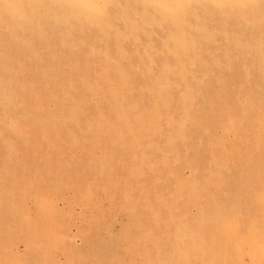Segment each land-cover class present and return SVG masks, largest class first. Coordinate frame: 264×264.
<instances>
[{
  "label": "bare ground",
  "instance_id": "obj_1",
  "mask_svg": "<svg viewBox=\"0 0 264 264\" xmlns=\"http://www.w3.org/2000/svg\"><path fill=\"white\" fill-rule=\"evenodd\" d=\"M123 1L0 0V191L16 202L26 196L23 189H31L40 213L34 215L36 219L44 221L45 226L52 223L65 228L59 216L69 204L68 192L81 187L82 177L94 179L98 194L91 191L90 201L82 204L80 212L87 227L86 237L93 219L109 218L112 207L106 202L114 204L118 212L121 205V214L140 212L133 215L137 224L145 220L148 210L161 203L174 211L180 209L173 218L180 221L183 233L190 227L183 219L194 215L191 219H203L207 224L198 233L205 232L212 241L223 236L227 252L211 254L212 264H244L245 255L252 264H264V30L260 28L264 25V0H132V4L142 7L138 14L143 15L145 25L154 28L163 20L170 24L158 58L161 75L153 73V57L144 59L138 54L142 36L133 17L128 16L123 27L115 20L117 13L124 15L128 10L131 1ZM117 5L122 6L118 9ZM113 8L115 14L109 11ZM213 16L220 31L210 26ZM234 23L238 25L236 32L230 31ZM249 25L256 32L252 42L246 34ZM93 30L100 34L99 39L92 36ZM221 33V54L213 55L210 62L198 59ZM147 46L144 44L142 49ZM175 55L188 61L191 73L196 65L204 77L216 79L223 74L226 79L222 92L211 82L203 85L205 108L185 112L179 118L168 114L169 110L166 114L159 111L160 106L168 107V101L159 106L150 105L148 100L142 102L145 95L136 92L135 81L142 75L152 76L153 83L138 85L145 86L144 91L155 98L174 71L168 58ZM249 60H253L254 68ZM186 65L180 63L176 69L183 80L186 72L189 74ZM250 81H254L252 85ZM261 89L258 108L262 109L257 112L254 90ZM182 98L179 103L187 110L189 105ZM185 115L191 116L197 129L205 131L200 136L202 140H212L203 150L195 148L193 158L170 159L168 151L188 143L183 139ZM164 130L169 132L166 148L158 142ZM152 143L162 152L156 165L149 158ZM33 156L38 157L37 167L29 160ZM10 162L15 163L9 165ZM235 164L243 165L250 174L239 171L243 176L239 178ZM57 165L65 170L68 180L52 181L61 175L54 171ZM33 172L41 176L39 181L35 177L32 184H25L24 177ZM73 173L81 175L80 183L70 180ZM199 174L208 183H200L201 179L198 182ZM162 177L167 182L157 191L151 182L160 184ZM51 189L55 190L53 194L42 193ZM116 191L122 193L115 194ZM166 195L175 196L165 201ZM120 197L126 202L119 204ZM192 206L196 213L185 209ZM71 209L72 212L66 210L73 217L76 209ZM157 211L154 215L160 221L162 216ZM122 229L109 232L111 237L103 245L114 239V252L95 253L96 264H154L166 261L171 252L183 247L180 237L167 239L168 244L163 246L155 239L144 240L135 227L126 229L127 235L119 234ZM65 236V246L53 244L72 258H83L69 264H95L86 252L76 253L74 234L66 231ZM239 243L237 248L234 244ZM97 247L102 249L101 245ZM122 250L123 259L118 257ZM12 253L19 256L17 246Z\"/></svg>",
  "mask_w": 264,
  "mask_h": 264
},
{
  "label": "rangeland",
  "instance_id": "obj_2",
  "mask_svg": "<svg viewBox=\"0 0 264 264\" xmlns=\"http://www.w3.org/2000/svg\"><path fill=\"white\" fill-rule=\"evenodd\" d=\"M120 1H123V0H120ZM129 1H131V2L129 3L128 10H127L126 14L122 15V14L117 13L116 17H118V19H115V20L117 21L118 24H121L123 27V25L126 24L125 23V21L127 20L126 18L128 16L131 18L133 17L132 20L134 19V22L138 23V26H139L137 28V32L140 33V35L142 36L139 40L140 49H139L138 54H139V56H142L144 59L147 56L153 57L155 59V61L151 64V65H153L152 66L153 73L155 75H157V74L161 75L159 68L161 67L162 64L158 60V58H160V55L162 53V50L160 48L161 47V41H162L163 37L166 36V32L169 29L170 24H169V22L163 20V22L160 25L155 26L154 28H151V27L145 25V23L142 21L143 15L139 16V14H138L141 12L142 7L140 5L132 4V0H129ZM121 6L122 5H117V8L120 9ZM109 11L112 14L116 13L114 8L110 9ZM154 12H155V14H158L157 11H154ZM249 13H251V12H249ZM213 20H214V22L211 23L210 26L212 28H216V31L217 30L220 31V25L215 24V22H217V20L215 19L214 16H213ZM260 28H262V31H263L264 25L260 26ZM237 29H238V25L235 23L232 24V26L230 27V31H232V32L233 31L236 32ZM246 30H248L246 34L248 35L249 41L252 42V39L256 35L255 34L256 32L254 30V26L249 25V27L246 28ZM92 36L95 39L100 38V34L99 33L97 34V31H95V30H93ZM129 39H128V41H130ZM150 40H152V41H150ZM223 42H224L223 34L222 33H221V35L216 34L215 42H213V44L210 45V49L207 52H205V51L203 52L204 56L201 55L199 57L198 56H196V57H198V59L199 58H205V59L207 58V60H209L208 62H210L213 55L215 57H218V55L221 54L222 48L220 47V45ZM218 43H220V44H218ZM144 44H148V46L146 47L145 50L142 49ZM146 50H147V53L145 52ZM130 51H131V47H130ZM168 61H169L170 65L172 67H174V71L169 74V78L165 83L166 84L165 89L162 90V93L160 91H159V93L157 92L158 94L156 95L155 98H154V95H152V94L149 95V92L144 91V90H146V89H144L145 86H139V85H143V84L146 85L147 82L153 83L152 82L153 78L150 79V77H152V76L142 75L139 78L135 79V81L137 83L136 92L137 93L139 92L140 94L145 95L144 98L142 99V102L143 101L146 102L148 100L149 101L148 103L150 105L154 104L155 106L156 105L159 106V105H164L163 103L164 102L166 103V101H168V105H167L168 107L160 106L162 108H159V111L162 114H166L169 110L168 114H172V115H174L175 118H179V115L181 117L185 114V112L193 113V112H196L199 110L202 111L205 108L204 107L205 99L203 98V96L201 94V87H203V85L208 84L209 82H211L212 85L214 84V87L217 88V90H220L222 92V87L225 84V80H226L223 77V74H220L216 79L212 78L213 76H210V75L209 76L206 75L204 77V75L200 74L201 71L198 70V67L196 65H194V67H193L195 72L191 73V71L188 70V69H192L191 65L181 55L170 56L168 58ZM180 63L187 64L185 66V68H187V70L189 71V74L186 72L184 80L179 78V75L176 73V69ZM249 64H251V66H253L252 68H254L253 60H249ZM209 66H210V63H209ZM210 72H211V70H210ZM256 72H259V71H256ZM148 78L150 80H148ZM257 79H258V77H257ZM254 81H250V84L252 85L253 84L252 82H254ZM138 83H139V85H138ZM186 89H188V91H187L188 93L186 92ZM262 89H264V87ZM262 89H261V92H259V91L257 92V90H254L255 101H257V112L262 109L260 107L258 108V102L261 99L260 96L262 93ZM182 96H183V98H182ZM181 98H182V100L183 99L186 100L187 105H189L190 108L188 107V109L186 110L183 107H181V105L179 103ZM136 99L139 100V102L141 103V100L139 98H136ZM200 115H202V113L197 114V116H200ZM190 120H191V116L189 115V117H188V115H185V121L186 122L184 123V127H183V137H184L183 139H186L188 141V143L185 144L184 146H181L180 149H172V150L168 151L167 155L170 159L173 158L174 156H182L184 158H193L194 155L196 154L195 148H199L200 150H203L205 148V145L212 140V138L202 140L200 138V136L201 135L204 136L205 131L202 128L197 129L196 125L194 123H191ZM155 122H156V120H155ZM155 122L151 126H154ZM163 123H164V118L161 120V125H163ZM166 129H168V128H166ZM168 133L169 132H166L164 130L163 136L158 138V142H160V147L166 148L165 140H166V136L168 135ZM150 139L152 140L153 138H148L147 140H150ZM214 139H215V137H214ZM145 142H146V140H145ZM150 146L152 147V149L150 148L149 158H150L151 164L153 163L154 165H156L160 162V157L162 155V152L160 150L154 149V148H156L157 144L153 145V143H152V145H150ZM15 158H17V157L15 156ZM8 160H11V159H8ZM29 160H31V162L34 163L33 166H36L37 161H38V157L33 156V157L29 158ZM13 163H15V162H10L9 165H12ZM151 164H149V165H151ZM71 165L72 164H70V162H69L68 166L70 167ZM242 166L243 165H241V166L239 165L237 167V164H235L234 169H235V172L239 173V174H237L238 177L240 176L239 178H243L242 174H245V173H246L245 175L250 174L249 172H247V169L243 168ZM53 168L55 169L54 171H56V172L58 171L61 175L58 177L52 178V181H54V182L63 181L64 182V181L69 179L67 174H66L67 176H65V170L61 171L60 166L57 165ZM239 171H241L242 174H240ZM25 172L26 171H24V173ZM243 172H245V173H243ZM37 173L38 172H36V173L33 172V173H28L26 176L24 175L25 177L23 179V182L25 184H32L31 180L35 179V177H37V180L39 181L41 176L38 175ZM200 175L201 174H199L198 178H197L198 182H199V179H201L200 183H204V184L208 183V179L206 180L204 175H202V177H200ZM170 178H172V182L176 183L174 175H173V177L171 175ZM80 179H81V175L75 174V173H73L71 175V178H70L71 181L78 182V183H80L79 182ZM232 179H233V177L230 175L231 182H232ZM82 180H83V183H82L81 187L72 189L71 192L70 191L68 192L67 202H69V204H67L65 206V204L62 200L57 201V202H59L60 206H62V207L65 206L66 209H69V211L71 210L70 212H72L71 206H73L76 209V214L73 217H71L69 215V212L66 209H63V211L61 212L59 217L62 221L61 223H63L65 228H62V226L60 227V225H54L52 223H49L48 226H45L44 221L40 222L39 220L36 219V217L34 215H37L39 213V208H38L37 204H35V202L33 201L32 196H33L34 191H32L31 189L28 192L25 189H23L22 192H23V194L25 193L26 196L24 198H23V196H21L20 198L17 199L16 202L14 201V198L12 196L5 195L0 191V264H69L71 260H76V261L82 260L83 258H81V256H75V258H72L71 256H69L68 252L60 251L57 248L58 245L61 246L62 244H64V246H65V238H66L65 233H66V231H68L71 234H74V236L76 237L75 243L78 245L76 253L79 254V252H78L79 250H82L83 253L86 252L88 255V258H93L95 260V264H96L97 263V256L95 255V253L100 252L103 255L113 254V252H114L113 251V245L115 243V240L113 239L111 244H107L108 247L106 246V244H105V246L103 245L105 242L104 240L111 237L109 235V232L117 233L119 231L120 227H123L122 231H120V233H119L121 235H123V234L127 235L128 234L127 230L135 227V231L138 230L143 235L142 237L145 236L144 240H145V238H151L153 240L155 239L157 241H161L163 246L168 244V243H166V241H167V239L170 240L169 238L174 239V240H177V238H179V237L181 238L182 244H183L182 248L171 252L170 257L167 258L166 261H157V262H154V264H212L211 254L215 255V253H217V252H221V253L225 254L227 252V250H226L227 246L225 244H223V241L221 240L223 238V236L220 240L212 241L211 239L209 240L207 238V236L205 235V232L204 233H202V232L198 233L197 232V230L207 228V224L205 223V220H203V219L196 220L195 218L191 219V217H194V215H191V217H185L183 220H184V222L190 224L189 225L190 227L187 229V231L184 230V233H183L181 225H179L180 221H176L173 218V217H175V214L177 212L180 214V209H178L177 211H174V210H172L171 207L164 206L161 203H158L155 206L156 208L148 210L147 216L145 217V220H143L142 223L137 224L136 221L133 220V215L137 216V214H140V212L133 213V214H132V212H128L126 214H121V210H124L123 208H121V205L119 207V212H118L115 209L117 207L114 204L111 205L110 202H106V205L107 206L109 205L108 207H112V209L109 213L110 214L109 218H100L99 217L97 219H93V222H91V224L90 223L88 224V226H90L89 228H91L92 230H89V228H88L89 232H88V236L86 237L87 234H85V229H87V227L85 226V223L82 220L84 218V216L80 213L83 210L81 208V206H82V204L90 201L89 199L93 195L92 194L90 196L91 191H93V193L96 192L98 194V190H97L96 186L93 185V183H92V180H94V179H84L82 177ZM90 180H91V186L88 185V181H90ZM234 180H235V178L233 179V182H234ZM71 181H70V183H71ZM160 181H161L160 184H158V182H156V181L151 182V184H153V185L155 184L154 189H156L157 191H158L159 186L161 184H163V183L165 184V182H167V178L162 177L160 179ZM200 183H198V184H200ZM1 186H2V184H1ZM54 192H55V190L51 189V190L44 191L42 193L43 194H53ZM18 193H20V191ZM87 193L89 194V196ZM116 193L120 194V193H122V191H118V192L116 191L115 194ZM28 196H30V197H28ZM94 196H95V194H94ZM171 196H175V195H166L165 201H168V198H170ZM80 197H82L83 199H81ZM54 199L56 200L58 198L56 197ZM119 200H120L119 204H123L126 202V200H123L124 202H122L121 197ZM79 204H80V206H78ZM69 205H71V206H69ZM75 205H77V206H75ZM181 209H183V208H181ZM185 209L186 210L192 209V211L194 213H196V207H194V206H192V208L188 207ZM93 211L94 210H92V212ZM142 211L143 210H141V212ZM156 211H157L159 216H162L161 220H160L161 222L156 220V217L154 215L156 213ZM141 214H143V213H141ZM39 215H40V213H39ZM151 215H152V217H150ZM70 218H72L71 222H69ZM105 222H107L108 225H106ZM149 222H150V224H149ZM69 224H71L72 227H69ZM81 224H83V225H81ZM107 226H108V230H107ZM101 229H103V230H101ZM170 229H172V230H170ZM45 232H47L49 234H54V235L52 237L51 235H48ZM89 233H90L91 237H90ZM185 233H187V235ZM55 234H57V236ZM99 235L102 236V238H103L102 240L99 238ZM93 237H96V238H93ZM60 239H62V240H60ZM224 240L227 241L228 238H225ZM97 241H98V243H99V241L101 243L98 244ZM218 241H222V242H220V244L217 246L212 245ZM25 242H27V244ZM53 242L58 244V245L53 244ZM240 244L241 243L234 244V245H236V247L239 248ZM99 245L102 246V249H103V247H106V248H104L103 250L101 248L99 249V247H97ZM16 246L18 247V250L20 252V254L17 258L12 253L13 248ZM53 246H56V248L55 247L53 248ZM245 247H246L245 249H247V246H245ZM229 248H233V245L230 246ZM219 249H221V250H219ZM241 249H244V245H241ZM118 250H119V248H118ZM118 257H120L122 259H123V257H125L123 250L118 253ZM243 260H244L243 261L244 264H252V260L248 255H245ZM74 263H76V262H73V264ZM214 264H217V262L214 261Z\"/></svg>",
  "mask_w": 264,
  "mask_h": 264
}]
</instances>
